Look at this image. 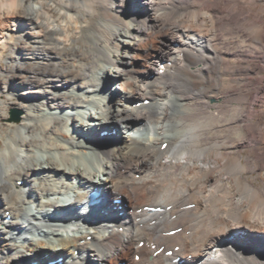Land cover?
Listing matches in <instances>:
<instances>
[{"label":"bare ground","instance_id":"bare-ground-1","mask_svg":"<svg viewBox=\"0 0 264 264\" xmlns=\"http://www.w3.org/2000/svg\"><path fill=\"white\" fill-rule=\"evenodd\" d=\"M263 73L264 0H0V264H264Z\"/></svg>","mask_w":264,"mask_h":264},{"label":"rangeland","instance_id":"rangeland-1","mask_svg":"<svg viewBox=\"0 0 264 264\" xmlns=\"http://www.w3.org/2000/svg\"><path fill=\"white\" fill-rule=\"evenodd\" d=\"M11 56H13V55L10 54V53H7V57L8 58H10ZM7 63H8V61L2 62V67H3L4 70L7 69ZM262 75H264V73ZM257 100L259 101V98L258 99L257 98L255 99V101H257ZM259 104H261V102L258 103V105L255 108L258 112L263 110V107L261 108ZM12 111H17L19 113V116H21V113L19 112V110H17L14 107H10L9 108V115H10V118L11 119H12V116H11ZM251 120H254V121L262 120L264 122V112L259 113V114H256L255 117L253 119H251ZM125 131L127 132L128 130H125ZM246 152H248V150H246ZM122 259H126V258H122ZM122 259H120V260H122ZM126 260H128V259H126Z\"/></svg>","mask_w":264,"mask_h":264},{"label":"water","instance_id":"water-1","mask_svg":"<svg viewBox=\"0 0 264 264\" xmlns=\"http://www.w3.org/2000/svg\"><path fill=\"white\" fill-rule=\"evenodd\" d=\"M11 116H12V120H14V121L18 122L20 120V116H19V113L17 111H12Z\"/></svg>","mask_w":264,"mask_h":264}]
</instances>
